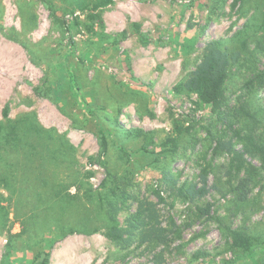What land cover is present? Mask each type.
I'll use <instances>...</instances> for the list:
<instances>
[{
    "label": "rangeland",
    "instance_id": "374dc122",
    "mask_svg": "<svg viewBox=\"0 0 264 264\" xmlns=\"http://www.w3.org/2000/svg\"><path fill=\"white\" fill-rule=\"evenodd\" d=\"M70 4L0 0V122L7 106L15 120L35 114L77 149L65 162L48 160L35 169L43 179L21 170L26 207L54 200V186L67 189L76 181L81 195L90 186L102 191L107 170L98 163L99 132L111 133L107 167L119 176L129 170L132 178L130 199L116 197L127 235L121 242L110 239L106 213L94 204L88 213L98 233L46 232L52 221L41 215L22 236L24 221L13 207L9 221L0 216V264H39L41 251L51 254L50 264H264V252L246 254L231 240L244 228L264 238V162L253 145L264 142V88L251 84L264 69V0H115L99 12L67 15ZM97 13L101 19L90 21ZM124 31L127 39L112 46ZM214 40L231 50L247 42L249 49L230 71L220 113L196 94L175 91ZM132 129L154 139L131 136ZM219 143L243 151L259 169L245 204L234 198L231 156ZM205 170L207 195L182 199L177 188L202 187ZM140 210L144 225L130 229L128 219ZM82 213L67 209L63 226L80 228Z\"/></svg>",
    "mask_w": 264,
    "mask_h": 264
},
{
    "label": "trees",
    "instance_id": "16d2710c",
    "mask_svg": "<svg viewBox=\"0 0 264 264\" xmlns=\"http://www.w3.org/2000/svg\"><path fill=\"white\" fill-rule=\"evenodd\" d=\"M64 1L67 3L70 1L71 3L70 7L67 8V15H75L77 11L82 13L88 11L99 12L115 2V0ZM240 1L242 0H237V3ZM48 8L52 16L57 14L51 3H48ZM88 17L90 21L101 19L99 13ZM260 28L264 29V24H261ZM90 31H94V28H90ZM127 37L128 33L124 31L118 38H113L112 46H116L122 40L127 39ZM244 53H249L247 42H244L243 50H231L224 40H214L208 43L201 62L185 80L176 86L175 91L177 93L196 94L204 103L210 105L214 112L220 113L227 102L226 84L230 71L241 63ZM255 83L260 88H264V69L254 73L251 84ZM36 90L38 92V89ZM3 117L4 121L0 122V216L2 220L4 222L9 221L11 210L14 207L18 219L20 218L24 221V227L20 233L22 236L29 232V226L34 225L41 215L50 216L52 221L51 224L46 226V229H48L46 232L57 229L61 231L70 229L71 234L78 232L93 235L98 233L100 228L91 226L93 220L88 212L91 210V205L94 206L96 204L101 211L106 213L105 226L103 228L106 230L107 236L116 242L123 241L127 235V230L119 224L118 215L122 208L119 206L116 197L120 196L125 200L130 199L129 187L131 186L132 178L129 170L119 176L107 167L106 159L110 149L109 136L111 133L104 130L99 132L100 152L98 163L107 170V177L102 184V191H96L90 186L81 195L82 187L76 181L71 183L67 189L63 185L54 186L56 192L54 200L45 201L42 199L38 203L26 207L23 204L24 192L21 186L23 179L20 175H24V173L21 170L25 172L32 170L35 174V180L43 179L42 172L35 173L38 167L44 166V163L48 160L56 163L65 162L66 157L76 155L77 149L66 135L58 133L54 128L47 129L42 126L35 114H27L15 120L10 117V108L7 106L3 110ZM128 133L136 138H144L146 141L154 139L153 133L145 132L141 129H132ZM219 144L231 156L229 174L236 176L235 183L232 184L234 198L239 204H245L253 193L259 169L247 160L243 151L232 145L228 148L226 143ZM253 145H255L264 162V142ZM123 155L128 159L129 156L125 150H123ZM208 176L209 172L205 170L202 187L198 184H185L177 188V179L168 175L167 180L169 184L177 188L178 194L182 199L194 201L207 195ZM77 185L76 194L73 196L68 194L66 197L65 192L70 191L71 187ZM4 192H7L10 196L9 200L5 198ZM96 193L99 195L97 202L94 201ZM6 201H9V205H6ZM71 207L83 212L77 224L80 228L63 226V214ZM141 214L140 210L128 219L130 229H138L144 225L140 217ZM44 240V238L39 239L36 242V246L41 245ZM231 240L234 249L243 251L246 254H253L257 251L264 252V238L258 233L248 232L246 228L234 230L231 233ZM36 260L40 261L39 264H50L51 254L41 251L36 255Z\"/></svg>",
    "mask_w": 264,
    "mask_h": 264
}]
</instances>
